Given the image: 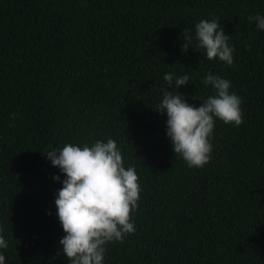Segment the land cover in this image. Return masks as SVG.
Listing matches in <instances>:
<instances>
[{
  "label": "trees",
  "instance_id": "1",
  "mask_svg": "<svg viewBox=\"0 0 264 264\" xmlns=\"http://www.w3.org/2000/svg\"><path fill=\"white\" fill-rule=\"evenodd\" d=\"M264 0H0V227L6 264H67L55 195L64 174L44 151L112 138L141 186L135 232L105 264H264ZM220 21L229 66L182 51L183 30ZM211 71L242 99L238 127L217 120L210 161L189 168L154 108L173 91L197 106ZM179 92V90H174ZM193 99V97H196Z\"/></svg>",
  "mask_w": 264,
  "mask_h": 264
},
{
  "label": "clouds",
  "instance_id": "2",
  "mask_svg": "<svg viewBox=\"0 0 264 264\" xmlns=\"http://www.w3.org/2000/svg\"><path fill=\"white\" fill-rule=\"evenodd\" d=\"M247 20L257 31H264V13L250 15ZM194 28V34L184 28L182 51L187 52L190 46L202 49L208 60L233 65L234 46L218 19H200ZM163 79L173 91H165L154 109L166 113V135L175 156L189 168H201L211 159L217 120L234 127L242 123V99L229 79L211 71L203 80L211 94L198 97L202 101L199 106L189 103L180 91L190 82L188 74L168 72ZM43 153L64 174L63 179L59 174L53 177L62 185L54 201L65 233L58 241L60 252L67 264H105L107 246L122 242L136 230L131 213L138 207L141 186L135 168L125 166L121 149L112 138L91 144L65 143ZM2 233L0 227V264H6L2 250L8 248V242Z\"/></svg>",
  "mask_w": 264,
  "mask_h": 264
}]
</instances>
